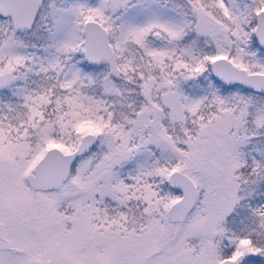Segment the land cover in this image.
<instances>
[{"label": "snow or ice", "instance_id": "snow-or-ice-1", "mask_svg": "<svg viewBox=\"0 0 264 264\" xmlns=\"http://www.w3.org/2000/svg\"><path fill=\"white\" fill-rule=\"evenodd\" d=\"M0 264H264V0H0Z\"/></svg>", "mask_w": 264, "mask_h": 264}]
</instances>
